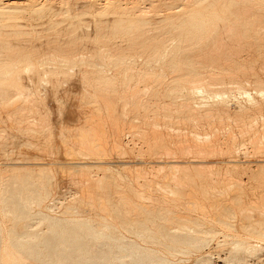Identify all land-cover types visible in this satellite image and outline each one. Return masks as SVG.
Here are the masks:
<instances>
[{"label":"bare ground","instance_id":"bare-ground-1","mask_svg":"<svg viewBox=\"0 0 264 264\" xmlns=\"http://www.w3.org/2000/svg\"><path fill=\"white\" fill-rule=\"evenodd\" d=\"M87 1L0 0V130H2L0 145L9 147V149L6 148V151L2 149L3 153L6 152L5 156L9 161L1 173L3 185L2 188L0 187V214H2L0 218L4 216L7 222H11V224L9 223L11 227L9 226L10 229H8L9 235H5V237L9 236L6 237L7 240L3 239L0 228V264H149L151 260V264H159V262L153 261V258L155 259L163 253L159 252L160 249L157 252L154 245L162 244L165 249H170L169 254L176 251L180 253L183 248H177L183 247L182 245L199 248L207 241L208 236L212 238L214 234H218L214 223L232 227L231 221L237 214L240 217L239 224L242 230L253 236L264 238V203L246 204L242 198L244 193L240 185L242 182L237 180L238 178L236 180L229 178V173H226V178L233 181L227 180L226 182H230V184L224 190L213 185L216 180L213 177L215 175L206 174L211 172L208 171L207 164L202 163L205 161L191 162L193 168L190 170L185 162L183 165L178 160L168 158L187 152L191 155L190 152L201 154V152L215 150L214 145L217 140L215 135L211 133L212 138H208L209 135H203L204 139L197 140L195 139L196 133L190 142L184 141L185 138L174 141L169 138L167 129L165 132L168 133L165 136L160 133L162 131L159 132L161 130L159 125V127L157 126L159 130L154 126V123L159 122V119L155 117L159 116L157 114L160 110L159 106L156 107L157 101L154 99L160 98V94L165 97L163 103H160L163 115L161 121L166 120L164 127L173 117L172 113L178 117H175L178 123L179 116H181L182 120L180 121L183 124L185 123L183 119L191 120L193 124L196 120L195 125L198 123L196 126H199L202 119L200 121L198 118L205 117L204 120L207 118L211 120L217 116L218 119L221 117L218 112L220 107L229 109L226 106L223 107L228 96L224 90L216 91V96L220 97L213 102L205 103L200 97V100L204 102V104H200L201 106L195 105L196 101L192 105L190 93L199 91L198 94L201 95H203L202 93L209 94V88H213L214 85L211 84L212 87L208 85V78L211 79V75H218V80L219 77H223L219 76L222 75V72L221 74L216 72V75L210 73L206 75L209 76L207 79L201 80L205 76L204 69L206 67H221L223 65L220 62L221 57L222 60L231 58L234 48L230 51L231 46L226 45L228 40H223L224 35H226L225 38L235 35L236 39L244 40L246 34L249 33V29L246 28L248 25H251L250 28L254 33L259 25L263 29L261 31H264V7L253 4L251 6L249 4L251 0H198L194 6H169L168 8L171 10L167 14L156 15V7L158 8L156 0L154 3L150 0L147 2L148 5L145 4L146 6H137L133 0ZM186 1L184 0V2ZM191 2L193 3L192 0ZM88 5L94 10H88ZM218 5L221 13L215 10ZM253 7V11L260 10V12L252 17L251 23H248L249 19L247 22L243 21L246 20L243 19L244 14L251 12L250 8ZM159 13L163 12L159 10ZM27 14L33 18V24L25 22L24 16ZM150 16L157 20V24L154 28L152 27L154 30L151 34L149 32L151 29L149 21L152 19ZM32 30L35 31L36 37H32ZM39 31L44 35H39ZM113 34L122 36L121 43L116 42L118 39L114 41L112 39L114 45H110L111 41L105 47L108 59L115 66L114 68H117L114 71H117L118 68L122 69V67L124 69L121 77L124 89L120 92L114 88L112 78L100 70L102 65H106L107 58L104 53H100L102 51L99 50L100 47L97 48L98 44L108 43L109 35ZM232 37H227V39L230 40ZM259 40L260 44H262L261 41L264 42L260 38ZM232 41L235 44L240 42L234 39ZM247 42L249 39L244 43L248 44ZM253 43H251L252 48L255 45V42ZM241 44L235 46L240 48ZM244 48L242 49L241 45V53L245 52ZM83 49L86 50L84 52L86 54L81 53ZM237 50L240 51L236 48L235 51L238 52ZM143 54L147 64L165 57L163 65L169 68L166 70L171 75H169V80L164 83L165 87L162 92L160 86L166 80L163 79L164 70L161 73L140 71L137 74V82L132 83L135 67L132 66L133 69H130L132 67L127 59ZM49 60L58 61L57 67L53 65L41 67L44 69L50 67V69L58 70L69 69L72 73L65 70H46L45 75H40L41 70L38 65H44L47 61L50 64ZM247 63L249 62L247 61ZM263 64L260 66L264 67ZM18 65H22L23 68H17ZM86 65H90V69L94 70L91 73L81 71L86 68ZM138 69L140 70V68ZM245 72L247 71L245 70ZM232 73L234 72L232 71ZM232 73L230 70V74ZM237 79L240 80V78ZM206 80L208 81L205 82ZM228 81L227 86H229ZM236 81L234 82L236 83ZM223 83L225 84V82ZM140 85H143V88H140ZM234 87H239V85ZM184 89L186 94L183 98L181 97L182 100L179 99L180 102H177L176 95ZM252 91L254 90L252 89ZM244 92L247 94L249 91L243 89V96ZM255 93L260 96L261 101L255 100L253 95H246L247 102L261 115L264 112V88L258 86ZM141 94L148 96L142 98ZM214 98L217 97L214 95ZM153 101L156 103L155 105ZM59 104H62L63 107H60ZM241 105L237 106L239 108L237 110H240ZM237 110L232 112L235 117L239 118L238 125L240 126H238V131L232 130L230 135L227 133L229 141L224 140L226 151H229L235 143L238 145L239 135L242 138L243 133L246 134V132L248 135L252 133L253 137L261 135L263 137L261 140H264V118H260L259 127L254 129L252 126L255 124L256 127V120L253 123L249 121V125L244 121L245 119L243 120L247 113L246 110L250 111L249 108L242 107L240 111L245 110V112ZM149 113L153 115L152 119L153 117L155 120L157 119L156 122L148 123L151 126L153 124L154 127L152 126L151 129L145 127V119ZM225 114L226 112H224ZM227 114L229 115V112ZM251 116L246 120H253L254 116ZM229 118L231 119V116ZM152 119L151 121L154 120ZM211 122L213 123V121ZM236 122L233 123L232 120L228 123L236 126ZM207 124L209 126V123ZM221 124L223 125V123ZM214 125L212 124L210 127ZM201 127L203 128V125ZM123 128L125 133H130L132 136L138 135L145 141V149L137 151V156L134 157V159L138 157L136 161L134 160L135 164L126 161L116 162L118 165L110 163V155L121 154L120 156L124 155L125 157V154L132 152L131 146L124 145L123 147L121 143L120 134L121 132L123 134ZM169 128L172 129L171 125ZM203 129L205 130V128ZM234 129L236 128L234 127ZM175 131L177 133V129ZM205 132L203 131L204 134ZM206 134L208 133L206 132ZM253 137H248L247 141L255 139ZM254 145H256L255 149L257 147L255 151L264 149V143L257 142ZM217 146L219 145L217 144ZM240 146L242 148L243 143ZM216 150L219 153L221 148ZM235 150L238 151V146L234 149L236 155ZM243 150L238 153H242ZM248 150L250 151V149ZM261 150L259 151L261 152ZM45 152H50L58 159L54 164V169L47 166L50 163L45 164L38 160L42 156L44 158ZM144 153L149 156L161 157H155L157 160L153 161L154 165L152 166V162L150 165L157 166L156 169L153 168L157 173V169L166 170L163 171L164 173L162 172L163 174L157 175L156 179H148L145 174L148 172L140 167L142 160L139 158ZM245 153L248 154L247 151L242 154L245 155ZM212 155L214 156L213 152ZM163 156H166L167 159L162 158ZM191 159L194 160V158ZM208 164L214 166L213 162ZM202 165L207 167L206 173L205 170L202 171L205 168ZM233 165L230 172L236 174V172L238 173V168H235L237 163L235 166ZM93 168L102 171V175L100 173L95 181L91 179L93 175H90ZM132 168H134L133 171ZM151 168L148 169L152 172ZM180 168L183 172L182 180L184 179V182L174 175ZM181 171L179 173H182ZM225 171L222 174L223 177ZM62 173L65 174V179H71L72 182L77 183L72 187L78 188V195L71 197L72 199L61 200L60 206L57 205V209L53 207L55 209L53 210L49 203L54 199V196L51 197L52 191L56 192V196L58 194L61 196L59 184L65 180L60 176ZM153 175L155 176V174ZM195 176L203 179L205 184H198L194 180ZM124 178L128 179L126 185H122L119 181ZM226 178L224 177V179ZM155 180H158L156 184L164 192V194L162 193L163 198L154 197V194L152 195L150 192ZM170 180L172 184L169 183ZM224 181L221 180L222 183ZM63 183L65 186V182ZM228 189H231V193L233 192L232 196L230 193L231 197L229 198H227ZM156 190L158 191V189ZM165 193L167 194L165 195ZM177 201H182L185 205L192 207V210H199L202 216H189L186 212L187 208L186 210L185 208L181 209L187 213L186 215H181L180 212V214L175 213L176 208L173 207H178ZM47 209L53 214H49ZM177 209L179 210V208ZM90 210L95 212L94 216ZM207 214L212 218L209 222H206L208 221L205 218ZM156 219L158 220L156 221ZM34 221L38 224L33 223L35 226H32L31 222ZM205 225L207 226L205 227ZM226 237L229 236L225 235L224 237L223 235V238ZM230 243H228L229 246L234 249L254 248V244L252 245L246 239L233 241L232 245ZM160 259L164 262L166 258L162 259L161 257ZM156 260L158 261V259Z\"/></svg>","mask_w":264,"mask_h":264},{"label":"rangeland","instance_id":"rangeland-1","mask_svg":"<svg viewBox=\"0 0 264 264\" xmlns=\"http://www.w3.org/2000/svg\"><path fill=\"white\" fill-rule=\"evenodd\" d=\"M30 1H32V2H36V0H30ZM38 1V0H37ZM87 1V0H86ZM100 1V0H99ZM135 1V2H134ZM146 1V2H145ZM140 0V2H138V0H137V2H136V0H133V3L135 4V5H137V6H143V5H148V3L147 2H150V0ZM153 1V3H154V1L155 0H151V2ZM165 1V2H164ZM167 1V2H166ZM169 0H156V4L158 3V8L156 7V15H164V14H167L171 9H169L168 7L169 6H171V7H174V6H180V7H184V6H194L195 5V3H196V1H198V0H192L193 1V3L191 2V0H187L188 1V3H187V1L186 2H184V0L182 1V0H178L177 2H175L176 0H170L171 1V4H169V2H168ZM250 1V0H249ZM255 1V2H254ZM88 2V1H87ZM164 3V4H163ZM167 3V4H166ZM264 0H253V2H252V0L250 1V5L251 4H253V5H260V6H263L264 7ZM87 4V3H86ZM89 4V3H88ZM145 5V6H146ZM164 5V6H163ZM253 5H251V6H253ZM87 8H88V10H90V11H93L94 9L92 8V7H90L89 5L87 6ZM165 8H167V9H165ZM256 8V7H255ZM251 10L252 9H254V7L253 8H250ZM159 10H161V12H163V13H159ZM215 10L216 11H218L219 13H221V11H220V9H219V5L218 6H216L215 7ZM248 10V9H247ZM158 11V12H157ZM256 10H252L251 12L249 11H246V12H248L246 15L244 14V18L243 19H246V20H243V21H246L247 22V19H249V21H248V23L250 22L251 23V21H252V17L254 16V15H256V14H258V12H260V10H258L257 12H255ZM245 12V13H246ZM259 14H261V13H259ZM247 16V17H246ZM152 19H150V21H149V25L151 26V29H150V34L151 33H153V30H152V27L154 28V26L157 24L156 23V19L153 17V16H150ZM24 20H25V22H27L28 24L29 23H31V24H33V18L32 17H30L28 14L27 15H25L24 16ZM28 20V21H27ZM31 20V21H30ZM263 22H264V19H263ZM264 24V23H263ZM251 27V25H248V26H246V28L247 29H249V33H247L246 34V39L244 38V40L246 41V40H248L249 39V42H247L248 44H245L244 42V40H241V39H236V37H235V35H229V36H227L228 38L229 37H232V38H230V40L229 39H227V37L225 38L224 36H226V35H224L223 36V40H228L229 41V43H227L228 41H226V45L227 46H231L230 47V51H232L233 49L232 48H234V51L236 50V48L237 49H240V51L239 50H237L238 52H240L239 54H237L238 52H236L235 51V54H233V52L234 51H232L231 52V58L228 60V58H223V60H222V57L220 58L221 60H220V62L223 64L221 67L220 66H214V67H211V66H208V67H206V69H204L205 70V73H204V77L201 79V80H203V79H207V77H209V76H206V75H208V74H212V73H214L215 75H216V72L218 73V72H220L219 74H221V72H222V75H219V76H223V77H219V80H218V78H217V76L218 75H216V76H213V75H211V79L210 78H208L209 79V81L208 80H206L205 82H207L208 81V85H210L211 87H212V85H214V87L213 88H209V94H206V93H202L203 95H201V94H198V92H195V93H197V94H195V93H190V99H191V102H192V105L195 103V101H196V103H195V105L197 104V105H200V104H204V102L205 103H207V102H213V101H215V100H218L219 98L218 97H220V96H216V91H226V96H227V94H228V96L226 97V102L224 103V105H223V107L224 106H226L227 108H229V109H226L225 107H224V109L223 108H219V110H218V112H219V116H221L222 117V119L221 120H223V121H221L220 120V118H218L217 119V116H215L216 117V119H215V117L213 118V119H211V120H208V118L207 119H205V120H207L208 122H206L205 120H204V118L205 117H202V118H198V120H200L201 121V119H202V121L200 122V121H198V122H200L199 123V126H196L198 123H196V125H195V122H196V120H195V122H194V124H193V122L191 123L189 120H184L183 119V122H185L184 124L182 123V121H180V120H182V118H181V116H179V123H178V121H177V119H175V117H176V115L174 114V113H172L173 114V117L171 118V120L169 121V122H167V125L164 127V125H165V122H166V120L165 119H163V120H165V121H161V119H162V112H161V110H162V104L160 105V103H163V101L165 100L164 98L165 97H163L161 94L159 95V97L160 98H155L154 99V101L156 100L157 101V104L156 103H154V101H153V103H154V105L156 104L157 106V108H158V106H159V108H160V110H159V114H157V115H159L158 117H155V118H158L159 120V122H156V120H155V118L153 117V119H152V117L151 116H153L151 113H149V115L147 116V119H145V127L146 128H150L151 129V127L153 126V124H152V126H151V124H149L148 125V123L150 122H156V123H154V126H155V128L157 129V130H159V129H161V130H159V132L160 131H162V132H160V133H162L163 135H165V134H167L168 132V136H169V138H171V139H173L174 141H177V140H184V138L186 139V140H184V141H187V142H190L191 140H192V138L193 137H195L196 135V133H197V136L195 137V139H197V140H202V139H204L203 137L205 136V135H209V137L208 138H212L213 137V135H215V138L217 139L216 140V142H215V150H212V151H207V152H204L205 153V155H203L204 153H202L201 152V154H199L198 152H190L191 153V155L190 154H187V153H182V154H178V155H176L175 157H168L169 159H175V160H178V162H180V163H186V165H188L189 166V168L188 169H190V170H192V163L194 162V163H196V160H199V161H205V162H202L203 164L205 163V164H207L206 166L208 167V171L209 172H211L210 174L209 173H206V169H207V167H205V166H203V167H205L202 171H204L206 174H208L209 176H213V175H215V176H218V177H215V176H213L214 177V179H216V180H214L215 182H213V185H216L217 187H219V188H222V189H226L227 187H228V185L230 184V182H226L227 180L229 181L230 179H227L226 178V173H229V178L231 177L232 179H237V180H240L242 183L240 184L241 185V188H242V190H243V194H242V198H243V200H244V202L246 203V204H248V203H252V202H254V204H259V203H264V149H258L257 151H255L256 149H257V147H256V149H255V146L256 145H254L255 143L257 144V142H261V143H264L263 141L264 140H261L263 137H261V135H259V136H255V137H253V135H251L252 133H249V135L247 134V132H246V134L245 133H243L244 134V136H242V138H241V135H239V137H238V139H240V142L238 141V139H237V143H238V145L235 143L233 146H232V148L231 149H229V151L227 150L226 151V148H225V146H224V144H226V142L227 141H229V135L231 134L230 132H232V130H235V131H238V126H240V125H238L239 124V118H237V117H235V115L233 114V112H235V111H233V110H237V109H239V108H237V106L239 107V105H241V108H240V110H242V107L243 108H246V109H248L249 108V110L250 111H247L246 110V112L248 113V115H247V113L244 115V117H243V120L247 123V125H249L248 123H250L249 121H252L251 123H253L255 120H256V127L254 126L255 124H253V128L254 129H257L258 127H259V125H260V118H264V112L260 115V113H257V111L256 110H254V108H252V106H250L249 104H248V102H247V96H249V95H253L254 96V98H255V100H258V101H261V98H260V96L257 94V93H255V89L258 87V86H260V87H263L264 88V67H262V66H260L262 63H264V42H262L261 41V43L262 44H260V40H259V38L261 39V40H264L263 38H264V31H261V30H263L262 28H260L261 27V25H259L257 28H256V30H254L255 31V33L252 31V28H250ZM262 27H263V25H262ZM264 28V27H263ZM41 31H39V35H44V33L43 32H41ZM35 33V31H33L32 30V37H36V33ZM261 33V34H260ZM33 35H35V36H33ZM259 35V36H258ZM97 37V36H96ZM250 37V38H249ZM263 37V38H262ZM238 38V37H237ZM255 40H254V39ZM112 39H113V41L114 40H117L118 39V41H116L117 43H121L120 42V40L122 41V36H120L119 34H113V35H109V37H108V43H106L105 45L103 44V45H101V44H98V45H100V46H98L97 45V48H99V50L101 51L100 53H104V55H105V58H107L108 59V57H107V50H106V47L105 46H108V44L112 41ZM232 39H234L235 41H240L239 43H236L237 45L238 44H241V43H243V44H241L242 45V49H243V47H245L244 48V53H241L242 51V49H241V45H239L240 46V48L239 47H237V46H235L236 44L234 43V41H232ZM258 39V40H257ZM251 40V41H250ZM253 40V41H252ZM113 41L110 43V45H112L113 44ZM224 41V42H225ZM115 42V44H117ZM253 42H255V45L253 46V48H252V44H254ZM231 43H234L233 45L231 44ZM250 43V44H249ZM252 43V44H251ZM114 45V44H113ZM250 47H249V46ZM258 45V47H256ZM250 48V49H249ZM232 49V50H231ZM246 49V50H245ZM83 50H85V49H83ZM81 51V53L83 54L84 52H86V50L85 51ZM88 53V52H87ZM84 54H86V53H84ZM248 55V56H247ZM262 55V56H261ZM139 56V57H138ZM141 56V57H140ZM239 56V57H238ZM140 58V59H139ZM106 59V65H102L101 66V69L100 70H102L107 76H110L111 78H112V81H113V84H114V88L118 91V92H120V91H122L123 89H124V85H123V82H122V79H121V77L123 76V71H124V69H123V67H122V69L121 68H118V70L117 71H114V70H116L114 67V65L111 63V61H110V59H108L107 60ZM131 59H132V61H131ZM131 59H127L126 61L130 64V66L132 67H135L134 68V71H133V74L135 75L134 76V80L132 81V83H135V82H137V74H138V72H140V71H143V70H147V71H152V72H154V73H161V71L162 70H164V72H165V75H164V77H163V79L165 80L163 83H161V86H160V90H161V92H162V90L164 89V87H165V85H164V83L165 82H167V80H169L168 78H169V75H171L166 69H169V68H167L166 66H164L163 65V63H164V61L165 60H163V59H165V57H162L161 59H159V60H157V61H154V62H152V63H150V64H147V63H145V61H144V59H145V55L143 54V55H134V57H132ZM225 59V60H224ZM227 59V60H226ZM49 61H51L50 62V64H49V62L47 61V62H45V64L43 65V64H41V65H38V67L40 66V72H39V74L40 75H45L44 73H45V71L46 70H56V71H59V70H65V71H68L69 73L71 72V71H69V69L67 70V69H50V68H42L43 66L45 67L46 65H50V66H55V67H57V65H58V61H54V62H52V60H49ZM130 61V62H129ZM135 61V62H134ZM159 61V62H158ZM200 61H202V59H200ZM247 61L249 62V63H247ZM132 62V63H131ZM144 62V63H143ZM158 62V63H157ZM251 62V63H250ZM256 62V63H255ZM110 63V64H109ZM136 63V64H135ZM142 63V64H141ZM238 63V64H237ZM240 63V64H239ZM233 64V65H232ZM230 65V66H229ZM240 65V66H239ZM242 65H243V67H242ZM42 66V67H41ZM106 66V67H105ZM224 66V67H223ZM254 66V67H253ZM263 66H264V64H263ZM133 67L132 68H130V69H133ZM219 67V68H218ZM259 67V68H258ZM17 68H19V69H22L23 68V66L22 65H18L17 66ZM91 68V66L90 65H86V68L85 69H81V71H83V72H87V73H91L94 69H90ZM138 68H140V70L138 69ZM142 68V69H141ZM162 68V69H161ZM225 68V69H224ZM250 68V69H249ZM263 68V69H262ZM44 69V70H43ZM138 69V70H137ZM210 69V70H209ZM234 69H236V70H234ZM240 69H242L241 70V72H240ZM253 69V70H252ZM71 70V69H70ZM224 70V71H223ZM226 70H228V71H226ZM230 70H231V73H232V71L234 72V73H232V74H230ZM238 70V71H237ZM245 70L247 71V72H245ZM251 70V71H250ZM260 70H262V72H260ZM108 71H109V73H108ZM211 71V72H210ZM225 71H226V74H228V76H226V74H225V77H224V73H225ZM235 71H237V72H235ZM119 72V73H118ZM207 72H209V73H207ZM238 72H240V73H238ZM245 74H244V73ZM251 72V73H250ZM255 72V73H254ZM43 73V74H42ZM72 73V72H71ZM122 73V74H121ZM112 75V76H111ZM114 75V76H113ZM230 75H232L231 77H230ZM235 75H237V76H235ZM253 75V76H252ZM256 75V76H255ZM257 76H259V77H257ZM167 77V78H166ZM206 77V78H205ZM212 77H216V78H213L212 79ZM226 77H228V78H226ZM240 78V80L239 79H237V78ZM245 77H246V79H245ZM255 77V78H254ZM261 77V78H260ZM234 78V79H233ZM231 79V80H230ZM249 79V80H248ZM210 80H212L211 82H210ZM218 80V81H217ZM228 80H230V81H228ZM237 80V81H236ZM214 81V82H213ZM227 81L230 83V84H234V85H230L229 83H228V85L229 86H227ZM234 81H236V83L234 82ZM238 81H239V83H238ZM216 82V83H215ZM223 82H225V84L223 83ZM122 83V84H121ZM222 83V85H220ZM254 83V84H253ZM118 84H119V86H118ZM212 84V85H211ZM215 84H219L218 86L217 85H215ZM148 85H150V84H148ZM225 85V86H224ZM237 86V85H239V87H234V86ZM243 85V86H242ZM122 86V87H121ZM163 86V87H162ZM210 86H208V87H210ZM216 86V87H215ZM230 86H232V87H230ZM148 87V86H147ZM217 87H218V89H217ZM242 87V88H241ZM140 88H143V85H140ZM225 88V89H224ZM233 88H235V89H233ZM238 88H239V90H238ZM212 89H213V91L215 92H213L212 93ZM222 89V90H221ZM230 89V90H229ZM241 89V90H240ZM243 89H245V90H247V91H249V92H247V94H246V92H244V96H243ZM252 89L254 90V91H252ZM239 91V92H238ZM183 92V93H182ZM230 92V93H229ZM146 93V92H145ZM144 93V94H145ZM201 93V92H200ZM211 93V94H210ZM144 94H141V96H143L142 98H147V94L146 95H144ZM184 94H186V90L184 89V90H182L181 91V93H178L177 95H176V101L178 102L179 101V99L182 97H184ZM205 94V95H204ZM210 95H212L211 97H210ZM214 95H215V97H217V98H214ZM247 95V96H246ZM204 96V97H203ZM224 96V95H223ZM229 96H231V97H229ZM232 96H233V98H232ZM235 96V97H234ZM240 96V97H239ZM192 97V98H191ZM200 97H202L201 99L202 100H204V102L203 101H201L200 100ZM206 97H207V99H206ZM213 97V98H212ZM225 97V96H224ZM182 98H181V100H182ZM195 98V99H194ZM204 98V99H203ZM210 100H209V99ZM231 98V99H230ZM206 99V100H205ZM239 99V100H238ZM194 100V101H193ZM198 100V101H197ZM180 102V101H179ZM230 102V103H229ZM234 102V103H233ZM199 103V104H198ZM227 103V104H226ZM228 103H229V105H228ZM246 103V104H245ZM159 104V105H158ZM209 104V103H208ZM231 104H232V106H231ZM236 104H238L237 106H235ZM195 105H194V108H195ZM234 105V106H233ZM59 106L61 107H63V105L62 104H59ZM201 106V105H200ZM230 107H232V108H230ZM196 108H198V107H196ZM173 109H174V107H173ZM222 111H221V110ZM230 110V111H229ZM240 110H237L238 112H245V110H243V111H240ZM233 111V112H232ZM252 111V112H251ZM224 112H226V114L229 112V115L227 114H225L224 115ZM230 112H232V113H230ZM254 113V114H253ZM223 115V116H222ZM251 115H253L254 117H253V120H246V119H248V117H250ZM256 115V116H255ZM227 116H231V119L233 120V123H235L237 120H236V118L238 119V121L236 122V126L235 125H231L232 123H230V125H229V121H232L229 117V119L227 118ZM151 117V119L153 120V121H151V119H148V118H150ZM235 118V119H233V118ZM252 117V116H251ZM165 118V117H164ZM176 118H178V117H176ZM168 119V118H167ZM227 120V125L225 124L226 123V120ZM249 119H252V118H249ZM148 122H147V121ZM218 120H220L219 122H217ZM235 120V121H234ZM186 121H188V122H186ZM211 121H213V123L211 122ZM172 122V123H171ZM214 122H215V125H214ZM179 124V125H175V124ZM203 123V124H202ZM207 123H209V126H208V124ZM211 123V124H210ZM221 123H223V125L221 124ZM194 126V128H193V126ZM214 125V126H212V127H210V125ZM220 124V125H219ZM241 124V123H240ZM160 127H159V126ZM170 125H171V127H172V129L171 128H169L168 129V127H170ZM184 125H186V126H184ZM203 125V128H205V130L201 127ZM207 125V126H206ZM153 126V127H154ZM157 126L159 127V129L157 128ZM191 126H192V128H191ZM222 126H223V129H224V131H223V129H222ZM227 126V127H226ZM230 126V127H229ZM231 126H234L236 129H234V127L232 128ZM198 127H199V129H198ZM201 127V128H200ZM208 127V128H207ZM209 127H210V129H209ZM215 127H216V129H217V131H216V129H215ZM225 127H226V129H225ZM154 128V130H156ZM228 128V129H227ZM168 130V132H165V130ZM175 129H177V133H175L176 131H175ZM180 129V130H179ZM185 129V131H182V130H184ZM195 129H197L198 131H196ZM220 129H221V131H220ZM123 130V134H122V132H121V134H120V139H121V143H122V145H123V147H124V145L126 146V147H130V149L132 150V152H129V153H127V154H125V157H124V155H122V156H120L121 154H117V156H115V154L113 155L112 154V156L110 155L108 158L110 159V163H114V164H117L118 165V163H121L122 161L124 162V161H126V162H129L130 164H135V161L138 159V157H137V159H134V157H136L137 156V151H140L141 149L143 150V149H145V141H144V139L143 138H141L140 136H138V135H131L130 133L129 134H127V133H125L124 132V128L122 129ZM156 130V131H157ZM166 130V131H167ZM201 130V131H200ZM211 130V131H210ZM226 130H228L227 132H226ZM1 131L2 130H0V134H1ZM195 131V132H194ZM203 131L205 132H207L208 134H206V132H205V134L203 133ZM220 131V132H219ZM158 132V131H157ZM179 132H180V136H179ZM184 132L186 133V135L184 136ZM192 132H193V134H192ZM226 132V133H225ZM171 133H172V135H171ZM175 133V134H174ZM191 133V134H190ZM213 135H212V134ZM227 133H229V135L227 134ZM177 134V135H176ZM218 136H217V135ZM220 134V135H219ZM242 134V135H243ZM175 135V136H174ZM190 135H192V136H190ZM199 135H201V137H199ZM204 135V136H203ZM211 135H212V137H211ZM223 135V136H222ZM2 136H3V134H2ZM166 136V135H165ZM179 136V137H178ZM184 136V137H183ZM203 136V137H202ZM176 137V138H175ZM227 137V138H226ZM250 137H253V138H255V139H250V141H247V139H249ZM131 138H132V141H131ZM134 138V139H133ZM207 138V137H206ZM219 138V139H218ZM222 138H224L223 140H221ZM244 138V139H243ZM256 138H259V139H256ZM0 139H2V138H0ZM220 140V141H219ZM226 142H225V141ZM245 142H244V141ZM254 141V140H256L255 142H251V141ZM259 140V141H258ZM223 141V142H222ZM222 142V143H221ZM249 142H251V144H249ZM242 143H243V145L244 146H242V148L245 150V151H247L248 152V154L247 153H245V155H247V156H245V155H243L242 153L243 152H245L242 148H241V146L240 145H242ZM253 143V144H252ZM217 144L219 145V146H217ZM221 144V145H220ZM223 144V145H222ZM238 146V151H240V150H243V152L241 153H238V151H236L237 152V154L235 155V152H234V149ZM249 145V146H248ZM134 146V147H133ZM221 148V151L219 150V153L221 154V157L219 156V153H218V150H216V149H218V148ZM6 148H8L9 149V147H2L1 145H0V187L2 188V185H3V178L1 177V173L3 172L2 170H3V168L5 167V165H6V163H8V161H9V159L7 160L6 158H7V156H5V153H3L2 152V149H4L5 151H6ZM224 148V149H223ZM240 148V149H239ZM7 149V150H8ZM136 149V150H135ZM233 149V150H232ZM248 149H250V151L248 150ZM259 150H261V152L259 151ZM251 151H252V153H251ZM2 152V153H1ZM210 152H211V154H210ZM212 152H213V154H214V156L212 155ZM225 152H227V153H225ZM135 153V154H134ZM194 153L196 154L197 153V155H194ZM224 153V154H223ZM231 153V154H230ZM263 153V154H262ZM45 154V155H44ZM43 155H44V158H43V156H42V158H40V159H38L39 161L41 160V161H43L45 164L47 163H50V164H48L47 166H49V167H51V168H55V162L56 161H58V159L57 158H55V155H53V154H51L50 152H45ZM223 154V155H222ZM193 155V156H192ZM201 155V156H200ZM212 155V156H211ZM225 155V157H223ZM240 155V156H239ZM46 156V157H45ZM48 156V157H47ZM53 156V157H52ZM235 156H237V157H235ZM260 156H261V159H259L260 158ZM4 157V160H2V158ZM113 157H116V158H113ZM117 157H118V159L119 158H121L120 160H118L117 159ZM155 157H158V158H161V157H159V156H149L148 154H142V156H140V160H142V166H141V163H140V167L143 169V170H146V172H148V173H145V174H147V178L148 179H150V178H152V179H156L158 176L157 175H161V174H163L166 170L164 169H162V171H161V169H157L158 170V173L156 172V171H154L156 168H157V166L155 165L154 167H152L153 165H154V162L153 161H155V160H157V158H155ZM199 158V159H196V158ZM201 157V158H200ZM227 157L229 158V162L227 161ZM55 158V159H54ZM113 160H112V159ZM126 158V159H125ZM142 158V159H141ZM162 158H164V159H167L166 158V156H163ZM190 158V159H189ZM191 158H194V160L193 159H191ZM230 158H232V159H230ZM108 159V160H109ZM123 159V160H122ZM201 159V160H200ZM238 159V160H237ZM62 160H64V159H62ZM135 160V161H134ZM224 160V161H223ZM236 160V161H235ZM263 160V161H262ZM5 161V162H4ZM21 161V160H20ZM133 161V162H132ZM188 161H190V162H188ZM218 161V162H217ZM232 161H234L233 163H234V165H233V163H232ZM116 162H118V163H116ZM132 162V163H131ZM153 164H152V163ZM192 162V163H191ZM214 163V166L212 167V165L210 166L208 163ZM225 162V163H224ZM241 162V163H240ZM43 163V164H44ZM191 163V164H190ZM201 163V162H200ZM227 163H229V165H227ZM237 163V165H236V167L235 168H238V173L236 172V174L234 173V174H232L231 172H230V169L232 168L231 166L233 165V166H235V164ZM2 164H4V165H2ZM152 164V166H150ZM232 164V165H231ZM30 165H32V164H30ZM184 165V164H183ZM226 165H227V167H226ZM34 166V165H33ZM150 166V167H149ZM202 166H200V167H202ZM210 166V167H209ZM242 168H241V167ZM152 167V168H151ZM202 167V168H203ZM148 168H151L153 171L151 172ZM153 168H155V169H153ZM210 168H213V169H210ZM225 168H226V171H225ZM240 168V169H239ZM227 169H228V171H227ZM253 169V170H252ZM255 169V170H254ZM132 171L134 170V168H132L131 169ZM181 171V168L180 169H178V171ZM183 170V169H182ZM212 170V171H211ZM214 170V171H213ZM225 171V178L226 179H224V177H223V173H224V171ZM164 171V172H163ZM178 171H176L177 173L176 174H174L175 176H176V178L177 179H179V180H182V178H183V172L182 173H179ZM201 171V170H200ZM201 171V172H202ZM215 171H216V173H215ZM220 171H221V174H220ZM236 171V170H235ZM151 172V173H150ZM163 172V173H162ZM203 172V173H204ZM218 172V173H217ZM61 173V172H60ZM59 173V174H60ZM64 173H66V172H64ZM92 173V174H91ZM91 173H90V175H93L92 176V178L91 179H93L94 181H95V179L98 177V176H100V173H101V175H102V171H100V169H96V168H93V170H91ZM204 173V174H205ZM258 173H261V174H258ZM153 174H155V176L153 175ZM180 174V175H179ZM211 174H213V175H211ZM217 174V175H216ZM219 174L221 175L220 177H219ZM64 175L65 174H61L60 176L63 178V179H65L64 178ZM154 177H153V176ZM3 176V175H2ZM180 176V177H179ZM197 176V175H196ZM194 177V180L199 184V183H203V184H205V181L203 180V179H200V178H197V177ZM259 176V177H258ZM172 177V176H171ZM170 177V178H171ZM228 177V176H227ZM233 177H235V178H233ZM252 177V178H251ZM218 178V179H217ZM2 179V180H1ZM231 179V180H232ZM123 180V181H122ZM141 181H142V179H140ZM212 180V181H213ZM221 180H225L223 183L221 182ZM230 180V181H231ZM120 182H121V184L122 185H126L125 183H127V181H128V179H126V178H124V179H121V180H119ZM157 181L158 180H155V181H153L154 183H152V190L150 191L151 193H152V195L154 194V197H161V198H163L164 197V195H162V193L164 194V192H162V190H160L159 189V187H158V185L156 184L157 183ZM183 182H184V179L182 180ZM233 181V180H232ZM63 182H65V186H64V183ZM67 182H69L68 184H67ZM72 180L71 179H65L64 181H62L60 184H59V188H60V190H61V196L58 194L57 196L58 197H60V198H58L57 196H56V192L55 191H52V196L51 197H53L54 196V199H52L53 200V203H52V200H50L49 202V205L50 206H52V209L53 210H55L54 208H58V206H60V204H61V202L62 201H65V200H67V199H72L73 197H76L77 195H78V188L76 189V187H72L73 186V184L74 185H77V183L76 182H72ZM239 182V181H238ZM170 184H172V181L170 180V182H169ZM173 183H174V180H173ZM62 184V185H61ZM156 184V185H155ZM243 184V185H242ZM227 185V186H226ZM78 187V186H77ZM155 187V188H154ZM156 189H158V191L156 190ZM1 190V189H0ZM231 190V189H230ZM230 190L228 189L227 191H228V197L227 198H229V197H231L232 195H233V192L231 193L230 192ZM77 191V192H76ZM154 192V193H153ZM65 193V194H64ZM230 193H231V196H230ZM77 194V195H76ZM160 194V195H159ZM167 193H165V195H166ZM65 195V196H64ZM72 195H75V196H72ZM246 195V196H245ZM67 196V197H66ZM243 196H245V197H243ZM64 197V198H63ZM66 197V198H65ZM72 197V198H71ZM249 199H251L250 201H249ZM62 200V201H61ZM58 202V203H56V202ZM61 201V202H60ZM248 201V202H247ZM177 203L179 204L178 205V207H173L172 209L174 210V212L176 213H178V214H180L181 213V215H186L187 213L186 212H188V215L189 216H191V217H193L192 215H195L194 217H196V216H198V217H201L202 216V214H201V212L199 211V210H197V209H194V210H192L193 208L192 207H189V206H187V205H185L182 201H177ZM52 204V205H51ZM58 205V206H57ZM54 207V208H53ZM177 208H179V210H184V208H185V210H186V208H187V210H186V212H183L182 210L181 211H179ZM189 208V209H188ZM46 211H49V214H53V213H51L50 212V210H46ZM91 211V213H92V215L94 216L95 215V212L94 211H92V210H90ZM180 212V213H179ZM191 212V213H190ZM90 213V214H91ZM198 213V214H197ZM191 214V215H190ZM197 214V215H196ZM209 214V213H208ZM207 214V215H208ZM1 216H2V214H0ZM201 215V216H200ZM206 215V219H208V221H206V222H209V220L210 219H212L211 218V215H208V216H210V218H208V216ZM0 216V217H1ZM6 218V217H5ZM4 218V216L2 217V218H0V228H1V231H2V235H3V239L4 240H7L8 238H6V237H9V236H6L5 237V235H9V230L8 229H10V227H11V222L9 221V222H7V220ZM3 219V220H2ZM158 219H156V221H157ZM36 221V220H35ZM31 222V225L33 224V223H35V225L36 224H38V222ZM232 223H233V226L232 227H226V226H222V225H219L218 223H214V228H215V230L217 231L216 233H218V234H214V236L211 238V236H208L207 237V241L205 242V243H203L199 248H194V247H192V246H190V245H182L183 247H178L177 249H180V248H183V250L182 251H180V253L179 252H175V253H173V254H169L170 252H169V250L170 249H165V247L162 245V244H159V245H154V248H156L157 250V252H158V250H159V252H162L163 254L162 255H158V257H156L155 259L153 258V261L155 260L156 262H159V264H160V262H161V264H264V238H259V237H257V236H253V235H251V234H249V233H246V231H244V230H242V228L240 227V224H239V222H240V217H239V214H237L236 215V217L231 221ZM10 223V224H9ZM207 224V223H206ZM209 224V223H208ZM216 224V225H215ZM34 224L32 225V226H35ZM210 225V224H209ZM218 225V226H217ZM10 226V227H9ZM207 225H205V227H206ZM219 226H221V227H219ZM205 227H203V228H205ZM43 229H45V227H42ZM220 228V229H219ZM221 228H223V229H221ZM233 228V229H232ZM218 229V230H217ZM224 230V231H223ZM8 232V233H7ZM6 233V234H5ZM10 233H12V232H10ZM223 235H224V237H225V235L226 236H229V237H226V238H223ZM209 238H211V239H209ZM252 238V239H251ZM239 239H246V240H249L250 242H251V244L254 246V248L253 249H245L244 247H240V248H238V249H234V248H232V247H230L229 246V244L228 243H230V245H232V242L233 241H236V240H239ZM165 242H167V241H165ZM226 243H227V245H226ZM92 244V243H91ZM225 244V245H224ZM93 245V244H92ZM161 246L162 247V249H161V247L159 248V247ZM219 246H221V247H219ZM225 246V247H224ZM158 247V248H157ZM163 247H164V249H163ZM186 247V248H185ZM162 250V251H161ZM164 250H166V251H164ZM164 251V252H163ZM157 254V253H156ZM158 254H160V253H158ZM182 254V255H181ZM207 254V255H206ZM165 255V256H164ZM160 256V257H159ZM162 257V259L163 258H166L168 261L166 262V259H164V262H162V261H160L161 258ZM156 259H158V261L156 260ZM160 259V260H159ZM180 261V262H179ZM150 262H152V260L151 261H149V264H151Z\"/></svg>","mask_w":264,"mask_h":264}]
</instances>
